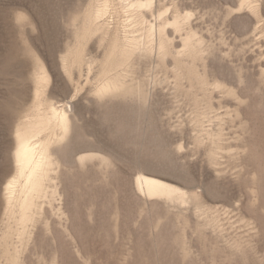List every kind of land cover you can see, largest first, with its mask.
Instances as JSON below:
<instances>
[{"label": "rangeland", "instance_id": "obj_1", "mask_svg": "<svg viewBox=\"0 0 264 264\" xmlns=\"http://www.w3.org/2000/svg\"><path fill=\"white\" fill-rule=\"evenodd\" d=\"M53 109L20 227L16 136ZM0 264H264V0H0Z\"/></svg>", "mask_w": 264, "mask_h": 264}, {"label": "bare ground", "instance_id": "obj_2", "mask_svg": "<svg viewBox=\"0 0 264 264\" xmlns=\"http://www.w3.org/2000/svg\"><path fill=\"white\" fill-rule=\"evenodd\" d=\"M104 13L105 7H99L95 12L93 11L90 13L87 17V23L93 24L96 20L101 18ZM130 43L134 44V41ZM115 47L119 50L121 61L127 60V58L131 55L130 51L127 49L128 46L120 48L116 45ZM75 61L81 62L79 61L78 55L76 56ZM120 83L121 80L117 74L115 76H111L99 92L110 93L118 91L120 88H118V86H121ZM36 118L37 119H35V121H32L29 124H24L21 127L23 129L19 130L17 133L16 148L14 151L16 176L5 189V202L8 209H11L10 207L15 204L19 206L21 216L18 223L20 227H23L27 222L31 221V213L35 206L34 197H40L43 194H46L45 182L49 178L50 171H52L49 142H44L39 139V132L45 126V123L49 121H54L56 123V127L58 126L63 131H67L70 121L68 114L63 109H53L52 118L43 116ZM137 185L139 188L144 189L152 196H169L173 191H175L170 185L147 176L138 177Z\"/></svg>", "mask_w": 264, "mask_h": 264}]
</instances>
